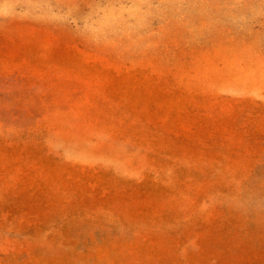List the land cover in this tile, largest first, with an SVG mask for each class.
I'll return each instance as SVG.
<instances>
[{"label":"rangeland","instance_id":"obj_1","mask_svg":"<svg viewBox=\"0 0 264 264\" xmlns=\"http://www.w3.org/2000/svg\"><path fill=\"white\" fill-rule=\"evenodd\" d=\"M0 264H264V0H0Z\"/></svg>","mask_w":264,"mask_h":264}]
</instances>
